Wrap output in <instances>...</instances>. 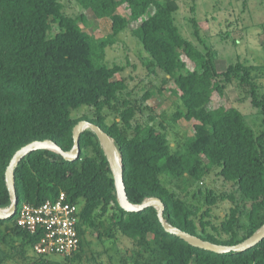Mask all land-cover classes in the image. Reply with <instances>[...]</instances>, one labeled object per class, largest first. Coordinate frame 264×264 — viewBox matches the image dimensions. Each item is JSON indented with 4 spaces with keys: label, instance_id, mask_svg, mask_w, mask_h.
I'll list each match as a JSON object with an SVG mask.
<instances>
[{
    "label": "trees",
    "instance_id": "obj_1",
    "mask_svg": "<svg viewBox=\"0 0 264 264\" xmlns=\"http://www.w3.org/2000/svg\"><path fill=\"white\" fill-rule=\"evenodd\" d=\"M79 2L98 18L109 17L108 39L96 42L79 24L84 14L78 18L66 14L60 0H0V208L11 203L5 172L15 151L31 141L45 139L68 151L74 145L73 126L88 120L114 139L131 203L158 197L170 225L212 243L230 246L251 236L264 224V91L252 77L251 67L236 61L219 71L210 48L202 51L180 33L174 18L178 6L172 0ZM124 2L130 8L131 20L139 21L147 15L134 35L149 55V65L169 75L176 86L185 111L178 112L174 119L182 116L196 121L186 153L174 152L165 131L153 123L133 124L138 106L121 97L126 83L115 78L123 68L101 61L99 50L129 25L130 19L118 12ZM150 6L155 11L149 13ZM54 23L58 30L52 33ZM194 27L198 34L195 23ZM182 55L194 62L193 70L186 69ZM236 78L260 114L258 133L237 108L208 107L212 93H224L227 83ZM151 94L147 90L144 98ZM85 105L94 108L96 117L74 118L73 111ZM107 109L117 115L111 123H107ZM79 143L75 160H65L52 150L36 149L15 167L16 210L0 218V225L14 224L16 233L32 249L40 234L32 235L18 227L20 208L24 204L40 205L64 192L69 201L82 205L79 248L83 224L104 209L111 213L108 236L116 240L119 234L133 241L147 263L160 258L161 264H264V239L244 251L218 253L165 231L154 206L140 211L122 209L97 136L84 130ZM201 156L208 162L206 170L217 167L218 174L235 184L242 200L249 203L246 224L240 222L238 205L231 207L219 224L208 219L215 204L229 199L226 193L207 191L206 206L199 212L163 183V175L171 179L186 175L202 178L205 170ZM241 228L244 236L240 235Z\"/></svg>",
    "mask_w": 264,
    "mask_h": 264
},
{
    "label": "rangeland",
    "instance_id": "obj_2",
    "mask_svg": "<svg viewBox=\"0 0 264 264\" xmlns=\"http://www.w3.org/2000/svg\"><path fill=\"white\" fill-rule=\"evenodd\" d=\"M63 11L77 17L83 13V21L79 20L82 29L89 33L96 42L108 39L111 34L109 17L98 18L90 10H85L80 0H60ZM166 1V0H163ZM177 3L174 12L175 23L180 33L192 41L202 51L210 48L214 53V61L219 71H223L233 62L241 61L251 67L252 77L264 91V0H172ZM155 11L150 6L149 13ZM118 12L130 19L129 25L121 31L103 50H99L101 61L123 68L115 75L116 79H124L126 88L121 97L127 98L138 106L133 124L153 123L167 134L168 141L174 152L186 153V144L194 136V119L188 120L175 115L183 113L185 106L175 92V84L169 75L150 66L149 55L144 50L140 40L134 35L139 21L131 20V12L127 2L118 7ZM194 23L198 34L195 33ZM58 30L54 23L52 33ZM186 69L193 70L194 62L182 55ZM149 90L150 97L144 98ZM224 93L217 90L212 93L208 104L210 109L219 106L237 108L245 122L258 133L261 130V117L248 98L246 88L238 78L227 83ZM107 123L115 120L116 114L106 110ZM84 115L96 117L91 106H82L73 111V117ZM91 154V150L86 152ZM204 175L195 178L189 175L183 178L162 176L163 183L177 195L185 197L189 205L201 212L205 206L206 192L226 193L229 199L215 204L208 218L211 223L219 224L231 207L238 205L240 222L247 223L249 203L242 200L237 186L225 180L218 174L217 167L207 168V160L202 157ZM80 206L81 203H80ZM111 213L108 210H98L93 218L86 221L83 228L82 246L72 255H37L22 235L16 233L14 224L0 225V264H161L160 258L149 262L139 255L141 249L125 236L117 235L116 240L108 236ZM209 233L216 234L209 229ZM240 235L245 231L240 229ZM226 238V234H221ZM147 255V254H145ZM151 257V256H146ZM127 260V262H125Z\"/></svg>",
    "mask_w": 264,
    "mask_h": 264
},
{
    "label": "water",
    "instance_id": "obj_3",
    "mask_svg": "<svg viewBox=\"0 0 264 264\" xmlns=\"http://www.w3.org/2000/svg\"><path fill=\"white\" fill-rule=\"evenodd\" d=\"M91 130L97 136L101 147L103 148L104 154L109 162L115 186L117 190V202L118 205L126 211H140L149 206H154L157 210L158 219L164 228L165 231L175 234L178 237L186 240L187 242L202 247L214 252L224 253L229 251H244L253 247L255 244L264 239V224L258 228L251 236L244 239L243 241L234 244V245H222L212 243L202 238L192 235L186 231L181 230L178 227L170 225L163 217L164 205L163 202L158 197H150L144 200L140 204H133L128 200L124 178H123V169H122V159L117 148V145L114 139L105 131L101 126L92 123L88 120H80L73 126V139L74 145L72 149L65 151L54 141L45 139V140H34L31 141L18 150L15 151L13 156L9 160V164L6 168L5 177L6 185L10 194L11 203L7 208H0V218H7L14 214L17 206V196L15 190V181H14V171L20 159L27 153L36 150V149H48L52 150L62 156L65 160H75L80 153V143L79 139L84 130Z\"/></svg>",
    "mask_w": 264,
    "mask_h": 264
},
{
    "label": "built area",
    "instance_id": "obj_4",
    "mask_svg": "<svg viewBox=\"0 0 264 264\" xmlns=\"http://www.w3.org/2000/svg\"><path fill=\"white\" fill-rule=\"evenodd\" d=\"M19 228L40 234L33 246L37 255H72L80 247V206L60 192L40 205L24 204L16 221Z\"/></svg>",
    "mask_w": 264,
    "mask_h": 264
}]
</instances>
